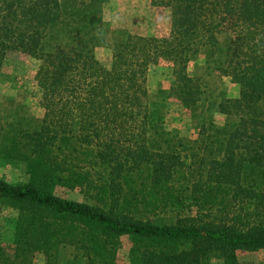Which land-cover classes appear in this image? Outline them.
Listing matches in <instances>:
<instances>
[{"label":"trees","instance_id":"obj_1","mask_svg":"<svg viewBox=\"0 0 264 264\" xmlns=\"http://www.w3.org/2000/svg\"><path fill=\"white\" fill-rule=\"evenodd\" d=\"M105 3L0 0V71L13 53L34 60L43 111L39 128L0 136L14 177H0V264H118L123 237L128 264H241L238 252L264 250V0H152L167 31L128 36L107 65L92 53ZM70 18L71 41L44 51ZM220 34L218 70L239 86L217 105L227 122L152 141L150 73L165 65L169 96L197 107L189 65Z\"/></svg>","mask_w":264,"mask_h":264},{"label":"rangeland","instance_id":"obj_2","mask_svg":"<svg viewBox=\"0 0 264 264\" xmlns=\"http://www.w3.org/2000/svg\"><path fill=\"white\" fill-rule=\"evenodd\" d=\"M100 8L101 18L94 23L92 53L105 65L110 62L113 46L123 42L128 36L161 35L167 31L168 13L153 6L152 0H106ZM69 21L72 19L67 20L62 27L53 29L43 40L44 51L52 50L58 43L71 41L73 32L69 29ZM225 40L226 35L220 34L218 49L213 53L203 49L189 65L190 74L201 80L203 89L201 100L193 109H184L169 96V68L163 65L150 73L147 89L149 134L152 141H159L161 135L193 140L202 123L214 120L216 125L221 126L227 122L225 116L217 113V105L236 98L239 86L218 70ZM35 67L36 62L23 54L13 53L6 59L0 71V136H7L14 128H39L43 111L38 104L39 97L34 84ZM0 177L11 180L13 176L10 175L9 168H0ZM56 194L70 200L84 201L78 190L58 188ZM0 230L1 233L6 231L1 220ZM121 241L118 264H128L127 253L131 242L126 237ZM238 259L241 264H264V250L238 252Z\"/></svg>","mask_w":264,"mask_h":264}]
</instances>
